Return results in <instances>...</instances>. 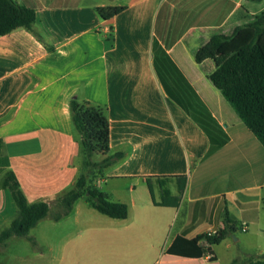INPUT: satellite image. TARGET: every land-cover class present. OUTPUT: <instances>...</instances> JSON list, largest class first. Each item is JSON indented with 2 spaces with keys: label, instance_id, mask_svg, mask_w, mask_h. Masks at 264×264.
<instances>
[{
  "label": "crops",
  "instance_id": "1",
  "mask_svg": "<svg viewBox=\"0 0 264 264\" xmlns=\"http://www.w3.org/2000/svg\"><path fill=\"white\" fill-rule=\"evenodd\" d=\"M17 1L35 10L36 28L53 47L25 28L0 36V139L28 200L52 199L76 182L72 99L108 109L111 152L124 153L94 184L126 204L128 217L111 218L80 200L67 217L35 228L44 251L62 264L264 262V146L210 80L215 62L195 60L212 35H231L264 15V0ZM109 6L126 10L104 21L97 9ZM165 54L196 95L179 89L163 60L170 87L194 105L199 98L226 144L213 146L168 95L155 67ZM226 211L239 229L212 255L167 253L177 236L223 229ZM16 213L11 191L0 189V230ZM227 241L235 247L222 259L216 247Z\"/></svg>",
  "mask_w": 264,
  "mask_h": 264
},
{
  "label": "trees",
  "instance_id": "2",
  "mask_svg": "<svg viewBox=\"0 0 264 264\" xmlns=\"http://www.w3.org/2000/svg\"><path fill=\"white\" fill-rule=\"evenodd\" d=\"M125 10L126 7L109 6L100 7L97 12L102 20L108 21ZM19 28L32 32L49 51H53L45 35L36 28V14L33 8L24 6L17 0H0V36ZM206 59H212L216 64V70L209 76L210 80L264 146V15L237 27L231 35H212L195 55L198 63ZM163 60L170 63L176 71L175 74L179 76V89L185 91V95L196 94L174 66L171 58L165 54L163 59L155 58V67L168 95L200 125L213 146L226 144L227 135L199 98L196 96L198 104L194 105L191 99L183 98L170 87L166 76L168 67L162 65ZM70 110L80 145L79 174L69 190L52 199L33 203L28 200L15 172L11 169L5 141L0 139V189L11 191L17 208L16 215L0 230V251L6 249L9 241L14 238L27 239L34 247H38L37 241L30 236L31 231L49 217L54 221L67 217L80 200L111 218L128 217L126 204L111 201L94 184L96 175L102 176L107 168L124 158L122 152H111L108 109L90 101L72 99ZM96 156L102 159L95 161ZM181 188L183 190L184 186ZM224 223L225 227L215 234H202L194 239L177 236L167 253L185 258L212 255V247L219 245L239 229L237 222L229 217L227 211Z\"/></svg>",
  "mask_w": 264,
  "mask_h": 264
},
{
  "label": "rangeland",
  "instance_id": "3",
  "mask_svg": "<svg viewBox=\"0 0 264 264\" xmlns=\"http://www.w3.org/2000/svg\"><path fill=\"white\" fill-rule=\"evenodd\" d=\"M100 157H96V160H100ZM54 212V209H53ZM264 229V223L262 226ZM259 228L256 225L251 226V231L254 233ZM264 231V230H263ZM30 236L33 237L37 243L38 247H34L31 242L27 239L14 238L9 241L8 247L0 251V264H62L64 260L57 259L55 253H47L44 251L38 237H41V233L38 229L31 231ZM245 237L246 235L243 234ZM246 243V239L242 238V244ZM231 244V248H229ZM234 243L232 241H227L221 246H217L216 250L220 254L221 258H227L233 253Z\"/></svg>",
  "mask_w": 264,
  "mask_h": 264
}]
</instances>
